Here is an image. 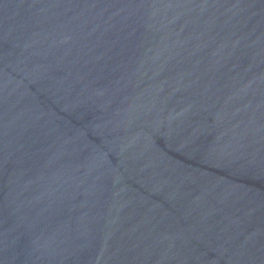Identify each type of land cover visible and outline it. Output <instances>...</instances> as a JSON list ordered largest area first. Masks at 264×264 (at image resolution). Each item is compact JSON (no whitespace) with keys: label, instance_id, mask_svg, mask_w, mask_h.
<instances>
[{"label":"water","instance_id":"95a60500","mask_svg":"<svg viewBox=\"0 0 264 264\" xmlns=\"http://www.w3.org/2000/svg\"><path fill=\"white\" fill-rule=\"evenodd\" d=\"M0 264H264V0H0Z\"/></svg>","mask_w":264,"mask_h":264}]
</instances>
